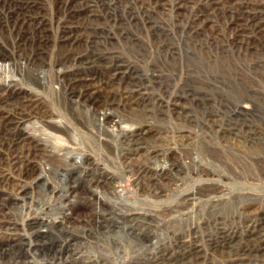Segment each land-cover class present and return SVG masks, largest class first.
Masks as SVG:
<instances>
[{"label": "rangeland", "instance_id": "374dc122", "mask_svg": "<svg viewBox=\"0 0 264 264\" xmlns=\"http://www.w3.org/2000/svg\"><path fill=\"white\" fill-rule=\"evenodd\" d=\"M0 63L11 65L0 69L5 260L264 264V0H0ZM79 91L93 92L94 103ZM27 98L38 104L33 115H8ZM85 104L98 118L110 106L114 119L140 116L107 128L112 155L74 121L93 120ZM228 142L242 151L225 149ZM63 149L73 151L69 165L54 171L46 150ZM26 163L35 172L24 179ZM205 179L221 192L190 201L196 212L184 218L176 203ZM216 197L230 203L211 208ZM127 212L145 215L157 246L136 241Z\"/></svg>", "mask_w": 264, "mask_h": 264}, {"label": "bare ground", "instance_id": "6f19581e", "mask_svg": "<svg viewBox=\"0 0 264 264\" xmlns=\"http://www.w3.org/2000/svg\"><path fill=\"white\" fill-rule=\"evenodd\" d=\"M251 13V12H250ZM11 66V65H7L6 63L5 64H1L0 63V69H6V67H7V69L9 68V67ZM12 71V70H11ZM67 71V70H66ZM55 72V71H54ZM56 72H57V70H56ZM38 74V73H37ZM41 74H43V73H41ZM57 74H58V72H57ZM36 75V74H35ZM40 76V75H39ZM56 76V75H55ZM54 76V77H55ZM91 77V76H90ZM112 77V76H111ZM40 78V77H39ZM45 77L43 76V78H41V80L42 79H44ZM58 78V77H57ZM56 79V78H55ZM38 80H40V79H38ZM40 80V81H41ZM43 82V81H42ZM42 82H41V84H42ZM40 83V82H39ZM96 83H97V81H96ZM38 84V83H37ZM87 84V83H86ZM86 84H85V86H86ZM40 85V84H39ZM44 85V84H43ZM90 85V84H89ZM99 85V84H98ZM106 85V84H105ZM42 86V85H41ZM96 86V85H95ZM61 87V86H60ZM59 87V88H60ZM94 87V86H93ZM32 90V89H31ZM60 90V89H59ZM99 90V89H98ZM134 91V90H133ZM95 93V92H94ZM139 94V93H138ZM63 95V94H62ZM121 97H122V95H121ZM125 97V96H124ZM79 99H82L83 101H93V103H94V101H95V99H93V92H84V91H79V97H78ZM39 99V98H38ZM115 101V100H114ZM64 102V101H63ZM74 102V101H73ZM120 102V101H119ZM76 104V103H75ZM110 104V103H109ZM125 104H127L126 102H125ZM125 104H122V105H125ZM38 105V104H37ZM37 105H35L34 103H33V101L31 100V98H27L26 100H24V101H19L18 100V103L16 104V108H14V109H11V110H9L8 111V115H9V113L13 116V117H15V118H17V116H18V118H20V119H22V118H25V117H27V116H30L31 114L33 115L34 113H35V109H37ZM78 105H80V104H78ZM86 105V104H85ZM106 105V104H105ZM111 105V104H110ZM175 105V104H174ZM13 106V105H12ZM15 106V105H14ZM81 106V105H80ZM115 107L116 106H118V103L117 104H115L114 105ZM84 108H85V111H87L89 114H92L93 115V120L92 119H87L85 122H82V121H77V120H75L74 119V121H76L77 123H80V126H81V128L83 129V131L84 132H86L87 133V136L86 137H88L89 138V141L88 142H91L92 144H95L96 145V147L98 146L100 149H101V151H104V152H108L109 154H111L112 155V153H113V151L112 150H114V144H113V142H112V139L113 138H111L110 137V135H109V133L107 132L108 130H107V128L108 127H111V126H117L118 125V123H120V122H124V121H127V122H135V121H137L136 120V116H137V114L136 113H129L128 112V114L127 115H124V116H118L119 118L118 119H114V114L116 113V112H113V110H110V109H112V108H110V107H108V108H105V109H103L102 111H103V113H101L100 115H99V118H98V114H97V112H96V109H94V108H92V107H90V106H88V105H86V106H83ZM43 108V107H42ZM47 108V107H46ZM117 109H119L118 107H116ZM5 109V108H4ZM7 109V108H6ZM131 109V108H130ZM115 111V110H114ZM44 112V111H43ZM63 114V113H62ZM6 115H7V113H6ZM6 115H4V116H6ZM42 115V114H41ZM45 115H46V113H45ZM51 115V114H50ZM67 115V114H66ZM68 115H70V114H68ZM1 117V116H0ZM48 117V116H47ZM68 117V116H67ZM71 117V116H70ZM104 119H103V118ZM138 117V116H137ZM64 118V117H63ZM66 118V117H65ZM73 118V117H72ZM139 119H140V116L138 117ZM105 119H107V120H109V123L108 122H104V120ZM13 120V119H12ZM68 121H70L69 119H67ZM1 121V120H0ZM10 121V120H9ZM15 121H16V119H15ZM88 121V123H86ZM15 123V122H14ZM135 123H137V122H135ZM139 123V122H138ZM68 124V123H67ZM47 126H49V127H51V129H54V130H56V131H59V130H63V132L65 131V130H68V129H60V128H57V126H55V125H53V124H50V125H47ZM16 128V127H15ZM68 128V127H67ZM80 128V127H79ZM70 129V128H69ZM75 129H77V128H75ZM81 129V130H82ZM75 131V130H74ZM83 131H81V132H83ZM22 132V131H21ZM80 133V132H79ZM68 134V133H67ZM77 134V133H76ZM81 134V133H80ZM83 134V133H82ZM65 135V134H64ZM69 135H70V132H69ZM69 135H68V138H69ZM78 135V134H77ZM134 135V134H133ZM5 137V136H4ZM79 137V136H78ZM30 138V137H29ZM80 138H82L81 136H80ZM13 139V138H12ZM22 139V138H21ZM4 140V139H3ZM8 140V139H7ZM24 140H26L27 142H28V146H27V149L30 151V149L28 148V147H30L31 146V150H32V148L34 147V145L32 144V143H30V144H32V145H30L29 144V140H28V138H26V139H24ZM18 141V140H17ZM10 142V141H9ZM15 142V141H14ZM13 142V143H14ZM1 143V142H0ZM4 144V143H3ZM11 144V143H10ZM56 144V143H55ZM84 144V143H83ZM90 145V144H89ZM19 146V145H18ZM9 147V146H8ZM82 147V146H81ZM87 147V146H86ZM5 148V147H4ZM7 148V147H6ZM20 148V147H19ZM26 148V147H25ZM77 148V147H76ZM90 148V147H89ZM222 148V147H221ZM224 148L225 149H229V150H232V153H233V151L235 152L236 151V153H237V151H239V152H241L242 150L240 149V148H238L237 146H235V145H233L231 142H228L226 145H224ZM1 149V148H0ZM9 149V148H8ZM12 149H14V148H12ZM11 149V150H12ZM21 149V148H20ZM23 149V148H22ZM34 149V148H33ZM10 150V149H9ZM221 150V149H220ZM22 151V150H21ZM99 151V150H98ZM5 152V151H4ZM73 153V151L72 150H69V149H63V152H62V154H55L54 153V151H52V150H46V160H47V163L49 164L48 166H50L54 171H57L60 167H66V166H68L69 165V160H68V155L70 154V153ZM84 152V151H83ZM95 152V151H94ZM103 152V153H104ZM8 153V152H7ZM25 153V152H24ZM77 153V152H76ZM115 153H116V151H115ZM224 152L223 151H221V152H216V151H210V153L208 154V155H210V157H211V159H213V158H218V160H227V158L225 157V155L223 154ZM229 153H230V151H229ZM10 154V153H9ZM30 154H31V152H30ZM34 154V153H33ZM45 154V153H44ZM83 153H82V149L80 150L79 149V152L77 153V155H75L74 157H77V159H76V163L74 164V166H76V167H81V162L79 161V158L78 157H80L81 155H82ZM96 154V153H95ZM94 154V155H95ZM98 154H99V152H98ZM108 154V155H109ZM235 154V153H234ZM243 154V153H242ZM15 155H16V153H15ZM27 155V154H26ZM36 155V154H35ZM43 155V154H42ZM97 155V154H96ZM107 155V156H108ZM241 155V154H240ZM13 156V155H12ZM28 156V155H27ZM5 157V156H4ZM10 157V156H9ZM19 157V156H18ZM96 157V156H95ZM98 157V156H97ZM229 157V156H228ZM27 158V157H26ZM234 158V157H233ZM232 158V159H233ZM29 159V158H28ZM231 159V158H230ZM241 159V158H240ZM43 160H44V158H43ZM106 160V159H105ZM113 160H115V159H113ZM236 160H238V159H236ZM244 160V159H243ZM26 161V160H25ZM231 162H233V161H235V160H230ZM246 161V160H245ZM9 162V161H8ZM7 162V163H8ZM30 162V161H29ZM227 162H228V160H227ZM218 163V162H217ZM234 163V162H233ZM10 164H12V163H10ZM10 164H8V166L10 165ZM44 164V163H43ZM219 164V163H218ZM227 164V163H226ZM236 164V163H235ZM20 165H22V164H20ZM220 165H221V163H220ZM225 165V164H224ZM227 165H229V164H227ZM23 166V165H22ZM28 163H26V164H24V169H26V171H23L22 173H20L21 175H22V178H24V179H27L29 176L31 177V175H30V173H32V172H35V167L33 166L32 167V170H29V171H27V169H29L28 168ZM36 166V165H35ZM42 166V165H41ZM40 166V167H41ZM47 166V165H46ZM242 166V165H241ZM240 166V167H241ZM11 167V166H10ZM18 167V166H17ZM19 167H21V166H19ZM22 167V168H23ZM232 167V166H231ZM1 168V167H0ZM3 168V170H5L4 169V167H2ZM1 168V169H2ZM42 168V167H41ZM45 168V167H44ZM43 168V169H44ZM234 168V167H233ZM88 169V168H87ZM229 169V168H228ZM23 170V169H22ZM235 170V169H234ZM39 171V170H38ZM44 171V170H43ZM8 172V171H7ZM11 172V171H10ZM15 172V171H14ZM19 172V171H18ZM232 172V171H231ZM228 173V172H227ZM240 173V172H239ZM8 174V173H7ZM2 175V174H1ZM4 175V174H3ZM98 175H100V176H105L104 174H103V172H101V173H99ZM227 175V174H226ZM38 176V175H37ZM233 176V175H232ZM231 176V177H232ZM0 177H2V176H0ZM13 177V176H12ZM19 177V176H18ZM235 177V176H234ZM14 178V177H13ZM20 178V177H19ZM7 179V178H6ZM6 179H2V180H0V185L2 184V182H6L7 180ZM220 179V178H219ZM22 180V179H21ZM46 180V179H45ZM204 180V179H203ZM217 180V179H216ZM9 181V180H8ZM44 181V180H43ZM205 181H207V182H209L208 184H205V185H201V187L200 188H198V189H196L195 191H192L191 193L190 192H188V193H183L184 195H182V198L181 199H179V201L176 203L177 204V207L176 208H181L182 210L184 209H187V211H185V213H184V218H190L191 216L190 215H192L193 214V211H189V209L190 208H187L186 207V204L188 205V206H191V204H188V203H190V201H192V200H196V205L200 202V199H201V197H208L209 195H211L212 193H214V192H216V193H218V192H221V188L218 186V185H216L215 184V181L214 180H210V179H205ZM221 181V180H220ZM237 181V180H236ZM242 181V180H241ZM207 182H204V183H207ZM239 182V181H238ZM218 183V182H217ZM7 184V183H6ZM13 184H15V183H13ZM222 185H223V183H221ZM220 184V185H221ZM238 184V183H237ZM5 185V184H4ZM235 185V184H234ZM3 186V185H2ZM24 186V185H23ZM7 187V186H6ZM21 187V186H20ZM228 188V187H227ZM7 189H8V187H7ZM11 189H13L12 188V186H11ZM194 189V188H193ZM232 189V188H231ZM2 190V189H1ZM229 190V189H228ZM234 190V189H233ZM240 190V189H239ZM10 192H12V191H10ZM9 192V193H10ZM18 192L19 191H17L16 193H17V195H18ZM239 192V191H238ZM8 193V192H7ZM14 193V192H13ZM177 193H179V191L177 192ZM181 193V192H180ZM224 193V192H223ZM226 194V193H225ZM230 194H231V192H230ZM233 194V193H232ZM14 195V194H13ZM16 195V196H17ZM217 195V194H216ZM215 195V196H216ZM227 195V194H226ZM237 195V197H240L241 198V196H242V193L241 192H239V193H237L236 194ZM222 196H224V195H222ZM18 197V196H17ZM16 197V198H17ZM95 197L96 196H94V199L93 200H95L96 201V199H95ZM229 197V196H228ZM97 198V197H96ZM217 198V197H216ZM226 197H222V198H217L216 200H214V199H210V200H208L207 202H208V204L210 205V207L211 208H213L214 206H216V205H220V203L219 202H221V203H226V202H229V200L230 199H225ZM231 198H232V200L234 201L235 199H233V197L231 196ZM181 200V201H180ZM91 203H93V201L91 202ZM145 203V202H144ZM201 203V202H200ZM200 203H199V205H200ZM230 203V202H229ZM237 203V202H236ZM94 204V203H93ZM193 205V204H192ZM208 205V206H209ZM205 206V205H204ZM222 206V205H221ZM227 206H229V205H227ZM238 206V205H237ZM96 208V213H98L100 216H101V219L103 218V212L105 211V210H103V208L101 209V208H98L97 206H95ZM194 207H196L195 205L192 207L193 209H194ZM202 207H203V205H202ZM242 206H238V207H236L235 208V210L233 211L234 213H235V211H236V215H241L242 214V208H241ZM197 208V207H196ZM201 208V207H200ZM227 208V207H226ZM177 209V210H178ZM181 209H179L180 211H181ZM209 209V208H208ZM229 209H230V207H229ZM228 209V210H229ZM115 210V209H114ZM2 211V210H1ZM194 212H196V211H194ZM201 212V211H200ZM226 212V211H225ZM229 212V211H228ZM3 213V212H2ZM105 213V212H104ZM5 214V213H4ZM129 217H130V219H131V221H133V223H131L130 225L128 224V228H127V230L129 231V233H131V234H133L134 236H135V238H136V241L138 240V241H140V243L139 244H141V245H143L144 247H146L147 249L148 248H150L151 246H154V245H156L157 246V244H158V240H159V237L157 238L156 236H154L153 235V233H152V231H149V229L148 228H146V227H144L145 225L142 223V219L140 218V217H144V216H141V215H138V216H136V217H132V216H135V214H133V213H129L128 214V212L126 213ZM233 214V213H232ZM11 215V214H10ZM230 215V214H229ZM235 215V214H234ZM235 215V216H236ZM2 216H3V214H2ZM9 216V215H8ZM233 216V215H232ZM193 217V216H192ZM238 217V216H237ZM236 217V218H237ZM5 218V217H4ZM232 218V217H231ZM13 219V218H12ZM104 219V218H103ZM106 219V218H105ZM144 220H146V218H143ZM191 219V218H190ZM235 219V218H234ZM5 220V219H4ZM9 221V220H8ZM65 221V220H64ZM105 221V220H104ZM11 222V221H10ZM15 222V221H14ZM100 222V221H99ZM16 223V222H15ZM145 223V222H144ZM148 224V223H147ZM21 225V224H20ZM150 226V225H149ZM106 227H108V225L106 226ZM193 227V225L192 224H189V228L191 229ZM14 228V227H13ZM151 228V227H150ZM12 230V229H11ZM108 230V229H107ZM3 232H5V231H3ZM3 232H0V233H3ZM14 233V232H13ZM37 233V232H36ZM175 235H176V232L174 233ZM173 234V235H174ZM12 235V234H11ZM15 236L17 235V234H14ZM14 236V237H15ZM29 238V240H27V242H25V243H23V244H25V245H27L28 247H30L29 245H31L32 244V240L30 239V236H28ZM156 237V241L154 242V241H152V239L153 238H155ZM97 242H99V241H97ZM22 244V245H23ZM38 244V243H37ZM40 244V243H39ZM18 245H20V244H18ZM102 246H103V244H102ZM22 247V246H21ZM27 247V248H28ZM104 247H105V245H104ZM100 249H102V248H100ZM129 249V248H128ZM125 250H127V249H124V251ZM126 253V252H125ZM19 254V253H18ZM145 254V253H144ZM14 256L16 257L17 256V254H14ZM18 257V256H17ZM136 257V256H135ZM140 257V256H139ZM139 257L138 258H132V259H130V262H132V261H137V260H139ZM19 258V257H18ZM54 263V262H53ZM0 264H28L26 261H24L23 259H21V260H18V261H16V260H14L12 257L10 258H8L7 260H5L4 259V257L2 256V254H1V252H0ZM35 264H37V263H35Z\"/></svg>", "mask_w": 264, "mask_h": 264}]
</instances>
